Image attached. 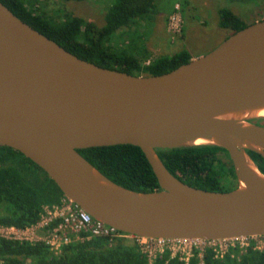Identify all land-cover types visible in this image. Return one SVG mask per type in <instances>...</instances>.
Returning <instances> with one entry per match:
<instances>
[{
    "label": "water",
    "instance_id": "obj_1",
    "mask_svg": "<svg viewBox=\"0 0 264 264\" xmlns=\"http://www.w3.org/2000/svg\"><path fill=\"white\" fill-rule=\"evenodd\" d=\"M264 18L159 75L80 58L0 1V144L33 160L64 195L119 231L163 238L264 236ZM140 146L161 189H128L78 149ZM213 144L238 186L212 191L172 174L157 148Z\"/></svg>",
    "mask_w": 264,
    "mask_h": 264
},
{
    "label": "trees",
    "instance_id": "obj_2",
    "mask_svg": "<svg viewBox=\"0 0 264 264\" xmlns=\"http://www.w3.org/2000/svg\"><path fill=\"white\" fill-rule=\"evenodd\" d=\"M0 1L25 22L70 52L106 68L134 75H159L193 58L188 49H182L171 55L155 56L150 63H144L150 51L138 27L142 20L147 21L157 13L156 0H115L106 11L105 23L102 25L72 13H66L65 18L58 23L28 7L26 0ZM218 13L220 26L230 29L232 33L251 24L228 7H221ZM119 37L123 44H114ZM78 151L103 174L128 189L140 192L161 189L140 146L117 144L80 148ZM248 152L264 173L262 154L252 150ZM157 153L172 174L191 186L212 191H229L238 186L233 162L224 147L200 144L157 148ZM63 196V191L43 168L22 152L0 144V224L26 228L40 219L44 205L58 202ZM261 238L264 240V236ZM0 264L186 262L180 256H171L168 251L151 260L134 239L101 235L73 242L59 254L53 252L43 241L2 238ZM188 264H201L198 251L190 257ZM203 264H264V247H256L254 241L247 247H241L237 243L223 257H217L212 248H207Z\"/></svg>",
    "mask_w": 264,
    "mask_h": 264
},
{
    "label": "rangeland",
    "instance_id": "obj_3",
    "mask_svg": "<svg viewBox=\"0 0 264 264\" xmlns=\"http://www.w3.org/2000/svg\"><path fill=\"white\" fill-rule=\"evenodd\" d=\"M115 0H26L28 7L56 22H61L66 13H72L100 25L105 22V13ZM158 11L151 19L142 20L138 30L144 35V43L150 49L147 59L171 55L188 49L192 55H204L221 44L232 31L220 26L221 7L235 11L248 23L264 18V0H156ZM182 8L183 30L173 37L168 30L169 16L175 5ZM122 38L114 44L122 45ZM258 122L264 124V120ZM257 245H264L258 238Z\"/></svg>",
    "mask_w": 264,
    "mask_h": 264
},
{
    "label": "built area",
    "instance_id": "obj_4",
    "mask_svg": "<svg viewBox=\"0 0 264 264\" xmlns=\"http://www.w3.org/2000/svg\"><path fill=\"white\" fill-rule=\"evenodd\" d=\"M168 30L173 37L180 35L183 30L180 4L175 5L169 16ZM150 61L149 58L144 63L148 64ZM101 235L134 239L151 260L157 255L168 251L173 257L180 256L186 264L189 263L190 257L196 251L199 252L201 264H203L204 251L207 248H212L217 257H223L228 249L237 243L241 247H247L254 241L256 247H264V245H257L258 238L262 236L233 239H198L145 237L126 233L95 219L88 211L65 195L58 202L44 205L40 219L26 228L0 224V239L43 241L57 254L73 242L85 241L93 236Z\"/></svg>",
    "mask_w": 264,
    "mask_h": 264
},
{
    "label": "bare ground",
    "instance_id": "obj_5",
    "mask_svg": "<svg viewBox=\"0 0 264 264\" xmlns=\"http://www.w3.org/2000/svg\"><path fill=\"white\" fill-rule=\"evenodd\" d=\"M258 114L264 115V109L259 110Z\"/></svg>",
    "mask_w": 264,
    "mask_h": 264
},
{
    "label": "crops",
    "instance_id": "obj_6",
    "mask_svg": "<svg viewBox=\"0 0 264 264\" xmlns=\"http://www.w3.org/2000/svg\"><path fill=\"white\" fill-rule=\"evenodd\" d=\"M105 23V22H104ZM103 23V24H104ZM149 51H150V49H149ZM193 56V58H196V57H199V56H201V55H192Z\"/></svg>",
    "mask_w": 264,
    "mask_h": 264
}]
</instances>
